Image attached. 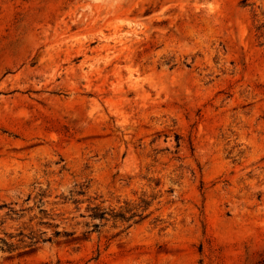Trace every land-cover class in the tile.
Listing matches in <instances>:
<instances>
[{
  "label": "rangeland",
  "instance_id": "rangeland-1",
  "mask_svg": "<svg viewBox=\"0 0 264 264\" xmlns=\"http://www.w3.org/2000/svg\"><path fill=\"white\" fill-rule=\"evenodd\" d=\"M0 264H264V0H0Z\"/></svg>",
  "mask_w": 264,
  "mask_h": 264
},
{
  "label": "trees",
  "instance_id": "trees-1",
  "mask_svg": "<svg viewBox=\"0 0 264 264\" xmlns=\"http://www.w3.org/2000/svg\"><path fill=\"white\" fill-rule=\"evenodd\" d=\"M90 210H92V212H93L91 214L92 219H99L100 221H103L106 219V213L103 210L99 209L98 207L90 208ZM55 234L59 235L58 232H55Z\"/></svg>",
  "mask_w": 264,
  "mask_h": 264
}]
</instances>
